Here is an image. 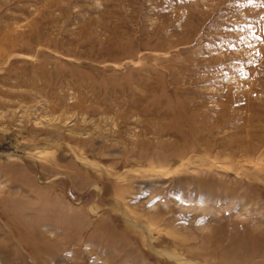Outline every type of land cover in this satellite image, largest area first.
I'll use <instances>...</instances> for the list:
<instances>
[{"label":"rangeland","instance_id":"rangeland-1","mask_svg":"<svg viewBox=\"0 0 264 264\" xmlns=\"http://www.w3.org/2000/svg\"><path fill=\"white\" fill-rule=\"evenodd\" d=\"M0 264H264V0H0Z\"/></svg>","mask_w":264,"mask_h":264},{"label":"bare ground","instance_id":"bare-ground-1","mask_svg":"<svg viewBox=\"0 0 264 264\" xmlns=\"http://www.w3.org/2000/svg\"><path fill=\"white\" fill-rule=\"evenodd\" d=\"M241 252V251H240Z\"/></svg>","mask_w":264,"mask_h":264}]
</instances>
